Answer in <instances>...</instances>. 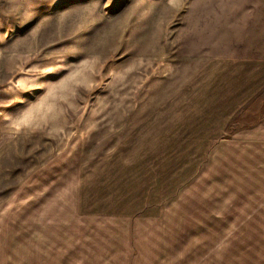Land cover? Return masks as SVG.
<instances>
[{
    "label": "rangeland",
    "instance_id": "1",
    "mask_svg": "<svg viewBox=\"0 0 264 264\" xmlns=\"http://www.w3.org/2000/svg\"><path fill=\"white\" fill-rule=\"evenodd\" d=\"M246 53L264 56V0H0V264L129 254L128 223L75 217L79 232H101L64 244L62 223L34 204L37 173L72 150L118 147L205 61ZM263 113L264 95L232 128Z\"/></svg>",
    "mask_w": 264,
    "mask_h": 264
},
{
    "label": "crops",
    "instance_id": "2",
    "mask_svg": "<svg viewBox=\"0 0 264 264\" xmlns=\"http://www.w3.org/2000/svg\"><path fill=\"white\" fill-rule=\"evenodd\" d=\"M263 95L264 56L212 57L129 140L37 173L34 204L62 223L66 245L75 231L101 232H79L75 217L150 224L125 228L129 254L114 250L110 264H264V113L232 128Z\"/></svg>",
    "mask_w": 264,
    "mask_h": 264
}]
</instances>
